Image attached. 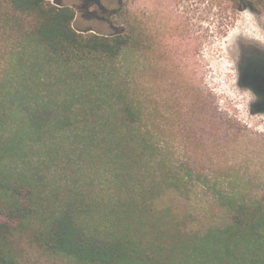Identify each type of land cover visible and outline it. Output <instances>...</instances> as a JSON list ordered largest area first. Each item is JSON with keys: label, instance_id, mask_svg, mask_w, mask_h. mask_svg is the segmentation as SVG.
Returning <instances> with one entry per match:
<instances>
[{"label": "trees", "instance_id": "trees-1", "mask_svg": "<svg viewBox=\"0 0 264 264\" xmlns=\"http://www.w3.org/2000/svg\"><path fill=\"white\" fill-rule=\"evenodd\" d=\"M75 18L74 8L49 0H0V264H264L263 200L220 197L229 221L205 232L158 210L156 194L185 182L116 68L140 40L131 28L78 32ZM243 55L241 84L264 112V87L251 69L264 51ZM65 132L81 157L115 167L122 190L111 199L110 230L84 226L71 197L49 202L38 167L58 154ZM36 148L51 157L35 158Z\"/></svg>", "mask_w": 264, "mask_h": 264}, {"label": "rangeland", "instance_id": "rangeland-1", "mask_svg": "<svg viewBox=\"0 0 264 264\" xmlns=\"http://www.w3.org/2000/svg\"><path fill=\"white\" fill-rule=\"evenodd\" d=\"M49 1L76 10L78 32L111 35L131 28L138 36L127 63L116 68L146 107L145 123L161 155L176 164L185 182L182 189L163 187L156 194L158 210H172L190 230L205 232L229 221L220 197L264 201V112L254 110L257 97L241 84L243 54L264 51V0H97V6L89 0ZM164 20L172 29L168 34ZM259 58L251 64L253 84L264 87ZM62 134L67 142L57 155L39 148L33 154L51 157L38 167L49 202L58 206L71 197L84 226L110 230L111 199L122 190L115 167L81 157V144L71 145L70 133Z\"/></svg>", "mask_w": 264, "mask_h": 264}, {"label": "flooded vegetation", "instance_id": "flooded-vegetation-1", "mask_svg": "<svg viewBox=\"0 0 264 264\" xmlns=\"http://www.w3.org/2000/svg\"><path fill=\"white\" fill-rule=\"evenodd\" d=\"M163 14H166V12H163ZM164 22H165L164 32H165V34H168V32H170L172 29L169 27V25L167 24L166 20H164ZM174 30L176 31V28H174Z\"/></svg>", "mask_w": 264, "mask_h": 264}]
</instances>
